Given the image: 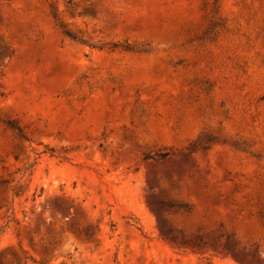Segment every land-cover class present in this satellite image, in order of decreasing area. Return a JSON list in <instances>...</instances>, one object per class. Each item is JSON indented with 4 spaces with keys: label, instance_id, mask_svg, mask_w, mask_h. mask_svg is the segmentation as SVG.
I'll list each match as a JSON object with an SVG mask.
<instances>
[{
    "label": "rangeland",
    "instance_id": "obj_1",
    "mask_svg": "<svg viewBox=\"0 0 264 264\" xmlns=\"http://www.w3.org/2000/svg\"><path fill=\"white\" fill-rule=\"evenodd\" d=\"M0 264H264V0H0Z\"/></svg>",
    "mask_w": 264,
    "mask_h": 264
}]
</instances>
